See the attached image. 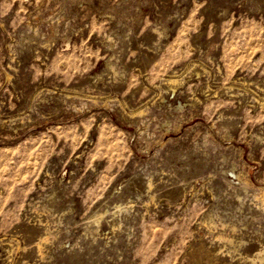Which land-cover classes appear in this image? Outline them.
<instances>
[{"label":"rangeland","instance_id":"rangeland-1","mask_svg":"<svg viewBox=\"0 0 264 264\" xmlns=\"http://www.w3.org/2000/svg\"><path fill=\"white\" fill-rule=\"evenodd\" d=\"M261 188L264 0H0V264H264Z\"/></svg>","mask_w":264,"mask_h":264},{"label":"bare ground","instance_id":"bare-ground-1","mask_svg":"<svg viewBox=\"0 0 264 264\" xmlns=\"http://www.w3.org/2000/svg\"><path fill=\"white\" fill-rule=\"evenodd\" d=\"M57 22V21H56ZM110 66H112V65H110ZM114 69V68H113ZM171 80V79H170ZM171 82H174V80H171ZM175 87V86H174ZM175 91V90H174ZM160 96V95H159ZM163 97V96H162ZM182 107V105H180L179 106V110H180V108ZM183 116V115H182ZM176 120V119H175ZM174 128V127H173ZM210 137H211V135H210ZM213 140V139H212ZM148 141V140H147ZM205 141V140H204ZM211 140L209 139V136H208V138L206 139V141L205 142H210ZM212 142V141H211ZM210 142V143H211ZM246 182V181H245ZM242 185L243 186H247L248 185V183L246 182V183H242ZM151 187V186H150ZM248 188V187H247ZM259 192L260 193H262V194H264V188H261V189H259ZM261 197V196H260ZM256 199V198H255ZM260 199V198H259ZM262 199V198H261ZM264 200V199H263ZM262 201V200H261ZM259 202V201H258ZM36 207V206H35ZM224 225V224H223ZM234 232V231H233ZM51 235V234H50ZM49 237V236H48ZM48 237L46 236V237H41L40 239H39V241L37 242V244H35L36 245V248H37V251L40 253V255H42V244L43 243H45L47 240H48ZM229 237V236H228ZM54 238V237H53ZM221 238V237H220ZM227 239V238H226ZM225 240V239H224ZM254 259V258H253Z\"/></svg>","mask_w":264,"mask_h":264}]
</instances>
